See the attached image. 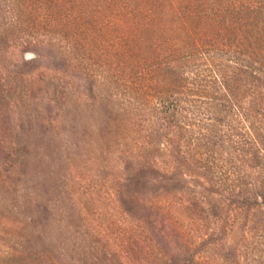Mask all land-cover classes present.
<instances>
[{
    "label": "rangeland",
    "instance_id": "rangeland-1",
    "mask_svg": "<svg viewBox=\"0 0 264 264\" xmlns=\"http://www.w3.org/2000/svg\"><path fill=\"white\" fill-rule=\"evenodd\" d=\"M13 5L0 0V264L29 245L90 264H176L185 253L264 264V214L232 224L211 209L235 206L216 185L222 170L205 166L227 160L221 146L193 160L170 122L113 84L104 48L83 54Z\"/></svg>",
    "mask_w": 264,
    "mask_h": 264
},
{
    "label": "trees",
    "instance_id": "trees-1",
    "mask_svg": "<svg viewBox=\"0 0 264 264\" xmlns=\"http://www.w3.org/2000/svg\"><path fill=\"white\" fill-rule=\"evenodd\" d=\"M13 3L16 11H30L32 25L42 23L45 34L83 54L96 58L104 48L109 66L114 62L108 72L113 84L124 88L129 101L140 99L158 119L170 122L193 160L203 162L202 147L208 143L221 146L227 160H208L205 166L222 170L216 185L235 206L223 215L224 201H211L214 214L232 217V224L244 213L264 214V0ZM196 123L206 130L195 135ZM182 255H173L176 264H206ZM9 258L15 264H90L96 257L70 260L29 245Z\"/></svg>",
    "mask_w": 264,
    "mask_h": 264
}]
</instances>
